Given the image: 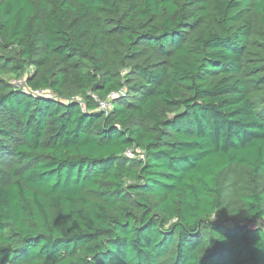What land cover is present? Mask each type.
<instances>
[{
    "label": "trees",
    "instance_id": "16d2710c",
    "mask_svg": "<svg viewBox=\"0 0 264 264\" xmlns=\"http://www.w3.org/2000/svg\"><path fill=\"white\" fill-rule=\"evenodd\" d=\"M261 219L264 0H0V264H264Z\"/></svg>",
    "mask_w": 264,
    "mask_h": 264
},
{
    "label": "built area",
    "instance_id": "2783aa9c",
    "mask_svg": "<svg viewBox=\"0 0 264 264\" xmlns=\"http://www.w3.org/2000/svg\"><path fill=\"white\" fill-rule=\"evenodd\" d=\"M18 86H20V87L23 88V86H24L23 81H20V82L18 83ZM45 93H46V92H35L36 95H42V94H45ZM109 107H110V104H109L108 101H107V102H101V103H100V110H102V111L107 112L108 109H109ZM138 154H141V152L138 151ZM126 155L129 156V157H132V156L134 155V152H133L132 150H129V151L126 152ZM258 221H259V222L261 223V225H263V227H264V220L261 219V220H258Z\"/></svg>",
    "mask_w": 264,
    "mask_h": 264
},
{
    "label": "clouds",
    "instance_id": "9594fccd",
    "mask_svg": "<svg viewBox=\"0 0 264 264\" xmlns=\"http://www.w3.org/2000/svg\"><path fill=\"white\" fill-rule=\"evenodd\" d=\"M217 211H218V209H217V210H214V211L212 212V214H211V215L209 216V218H208V222H211V221H213V220L215 219ZM209 227H210V226H209ZM212 232H213V235L209 237V241H210V239L220 240L219 237H218L217 235H215L216 232H214V231H212ZM210 246H211V245H210V243H209L208 248H209Z\"/></svg>",
    "mask_w": 264,
    "mask_h": 264
}]
</instances>
